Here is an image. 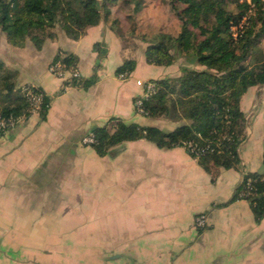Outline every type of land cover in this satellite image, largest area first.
<instances>
[{
    "label": "crops",
    "instance_id": "obj_1",
    "mask_svg": "<svg viewBox=\"0 0 264 264\" xmlns=\"http://www.w3.org/2000/svg\"><path fill=\"white\" fill-rule=\"evenodd\" d=\"M0 46L15 89L38 87L50 98L44 118L31 114L0 137V264H264V216L257 223L247 201L233 200L245 172H264V87L240 99L244 116L254 110L239 145L242 169L208 173L181 147L139 139L99 156L80 142L101 126L113 132V120L176 129L180 122L137 115L133 103L143 92L137 81L178 76V66L171 76L170 66L149 65L143 50L127 53L105 23L76 41L57 32L40 49L10 46L3 35ZM59 53L95 81L62 92L47 72ZM129 59L134 72L117 76ZM202 213L207 226L199 230L194 218ZM92 232L90 243H58L62 234Z\"/></svg>",
    "mask_w": 264,
    "mask_h": 264
},
{
    "label": "trees",
    "instance_id": "obj_2",
    "mask_svg": "<svg viewBox=\"0 0 264 264\" xmlns=\"http://www.w3.org/2000/svg\"><path fill=\"white\" fill-rule=\"evenodd\" d=\"M116 1V0H114ZM106 0H0V35L10 46L27 43L40 49L45 40H54L57 30L76 41L83 33L100 23L108 24L118 38L116 24H109ZM135 14L142 10L143 0H125ZM170 11L179 22L172 35L160 32L146 43L143 55L149 65H177L179 75L151 80L154 94L143 100L144 115L151 119L180 122L171 132L154 127L113 120L92 131L89 145L99 156L110 147L127 141L148 140L158 148L185 149L208 173L213 169H230L240 165L239 145L246 138V121L240 99L249 88L264 87V0H172ZM101 44L94 46L98 57L106 52ZM66 67L77 69L74 56L56 54ZM136 62L129 59L115 74L129 77ZM13 73L0 61V117L26 119L32 113L30 100L15 89ZM95 78H80L72 87L87 86ZM28 86V85H22ZM42 95L41 118L46 116L50 98ZM6 132H1L0 137ZM264 166V152H263ZM233 200L247 201L258 223L264 216V172L244 173L235 188Z\"/></svg>",
    "mask_w": 264,
    "mask_h": 264
},
{
    "label": "rangeland",
    "instance_id": "obj_3",
    "mask_svg": "<svg viewBox=\"0 0 264 264\" xmlns=\"http://www.w3.org/2000/svg\"><path fill=\"white\" fill-rule=\"evenodd\" d=\"M107 3V10L109 12V24L115 22L116 31L120 34L122 40V44L127 53L137 54L140 52V49L144 51L146 47L145 38H151L154 35L160 32H167L175 35L179 31V22L175 16L172 15L170 11V3L172 0H143L142 10L135 14L133 12V6L127 5L125 0H106ZM242 1V0H240ZM109 26L108 24H106ZM56 32L59 30L55 27ZM114 33V32H113ZM115 34V33H114ZM116 35V34H115ZM117 36V35H116ZM29 44V43H28ZM32 46V45H31ZM33 47V46H32ZM2 47L0 46V50ZM142 51V52H143ZM1 54V53H0ZM32 54L29 53L30 58H35L31 56ZM12 56V57H11ZM9 59H17L16 55L11 54ZM171 71L169 75H176L178 74L177 65L170 66ZM176 77V76H174ZM146 81V80H145ZM142 82V81H137ZM136 82V83H137ZM258 93H262L261 90ZM255 105L254 102H252ZM251 105V107L253 106ZM255 109V108H254ZM254 110L253 107L250 109L249 112L245 114V119L249 120L253 115ZM247 122V121H246ZM57 236V235H56ZM59 239V238H58ZM57 240V239H56ZM94 233H69V234H62L60 236V243H67L71 242V244H76L79 242H86L94 241ZM58 241V240H57ZM82 250H93L90 248H82L80 249H73V253H80Z\"/></svg>",
    "mask_w": 264,
    "mask_h": 264
},
{
    "label": "built area",
    "instance_id": "obj_4",
    "mask_svg": "<svg viewBox=\"0 0 264 264\" xmlns=\"http://www.w3.org/2000/svg\"><path fill=\"white\" fill-rule=\"evenodd\" d=\"M47 72L49 75H51L54 79H57L60 81L61 84V90L62 92L67 91L68 89L72 88V83L74 81H78L81 78L79 70L72 67H66L59 59H55L50 61V64L47 67ZM140 87H142V94L140 97L136 98L134 100L133 106H135V113L139 116L144 115L143 111V100L147 98L148 96L152 95L156 91V84L153 83L151 80H146L144 82H137ZM22 92L24 95L29 98L30 100V108L32 110V113H38L40 111V104L42 101V95L36 94L33 92L32 86H21ZM23 118H8L4 119L0 117V133L6 132V130H11L16 125H19L23 122ZM81 144L89 146L94 143V135L93 133H90L86 136H84L81 139ZM241 169L242 166L240 165ZM194 226L199 229L203 230L207 226V216L206 214H198L194 218Z\"/></svg>",
    "mask_w": 264,
    "mask_h": 264
}]
</instances>
